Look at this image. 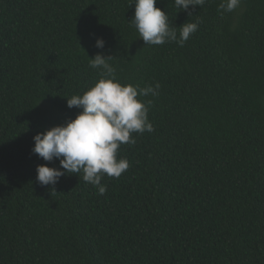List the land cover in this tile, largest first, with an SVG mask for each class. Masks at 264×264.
<instances>
[{"label":"trees","instance_id":"1","mask_svg":"<svg viewBox=\"0 0 264 264\" xmlns=\"http://www.w3.org/2000/svg\"><path fill=\"white\" fill-rule=\"evenodd\" d=\"M131 0H0V264H264V0L192 16L157 0L183 46L146 45ZM105 41L96 47V39ZM158 82L148 117L100 195L76 174L36 181L33 136L74 119L67 98L101 75Z\"/></svg>","mask_w":264,"mask_h":264},{"label":"clouds","instance_id":"2","mask_svg":"<svg viewBox=\"0 0 264 264\" xmlns=\"http://www.w3.org/2000/svg\"><path fill=\"white\" fill-rule=\"evenodd\" d=\"M157 0H131L135 10L130 21L146 45H162L176 42L183 46L197 28L198 23L185 22L179 33L169 24L167 13L156 6ZM205 0H174L179 11L192 16L196 6H203ZM241 0H221L218 11L232 12ZM103 38L96 39V47L103 49ZM113 56L98 52L89 57V66L100 69L98 81L82 95L67 98L69 108L80 109L74 119L53 126L33 136L32 152L44 161L59 160V167L47 163L36 167V181L42 186H55L60 178L76 174L85 183L91 184L104 195L107 188L101 183L107 175L119 178L129 168V161L118 158L122 144H135L133 133L152 132L148 112L151 100L145 103L138 99L159 95L160 84L140 88L132 84H122L117 79L116 68L109 63Z\"/></svg>","mask_w":264,"mask_h":264}]
</instances>
